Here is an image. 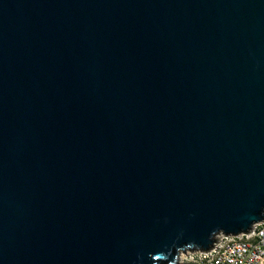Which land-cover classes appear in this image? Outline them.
I'll return each mask as SVG.
<instances>
[{"label": "water", "instance_id": "95a60500", "mask_svg": "<svg viewBox=\"0 0 264 264\" xmlns=\"http://www.w3.org/2000/svg\"><path fill=\"white\" fill-rule=\"evenodd\" d=\"M264 221V0H0V264H175Z\"/></svg>", "mask_w": 264, "mask_h": 264}, {"label": "built area", "instance_id": "2783aa9c", "mask_svg": "<svg viewBox=\"0 0 264 264\" xmlns=\"http://www.w3.org/2000/svg\"><path fill=\"white\" fill-rule=\"evenodd\" d=\"M211 251H186L175 264H264V221L246 233L218 234Z\"/></svg>", "mask_w": 264, "mask_h": 264}]
</instances>
